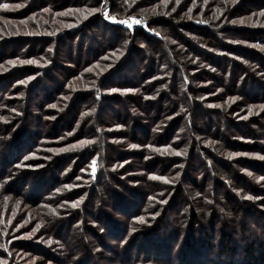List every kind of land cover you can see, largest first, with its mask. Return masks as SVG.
I'll list each match as a JSON object with an SVG mask.
<instances>
[{"label": "trees", "instance_id": "16d2710c", "mask_svg": "<svg viewBox=\"0 0 264 264\" xmlns=\"http://www.w3.org/2000/svg\"><path fill=\"white\" fill-rule=\"evenodd\" d=\"M261 13L0 0V264H264Z\"/></svg>", "mask_w": 264, "mask_h": 264}, {"label": "rangeland", "instance_id": "374dc122", "mask_svg": "<svg viewBox=\"0 0 264 264\" xmlns=\"http://www.w3.org/2000/svg\"><path fill=\"white\" fill-rule=\"evenodd\" d=\"M56 14V13H55ZM107 15H108V17H110L111 18V16H110V14L109 13H107ZM57 16V15H56ZM130 16H134L133 14H127L126 16H124L122 19L124 20V19H126V18H128V17H130ZM134 17H137V15H135ZM112 19V18H111ZM111 21H113V19L111 20ZM105 38V37H104ZM106 38H110V34H107V36H106ZM76 52H78L77 51V49L75 50V53ZM128 76V75H127ZM43 86L45 87V86H48V87H50V86H52V84L51 83H47L46 81H43ZM18 93V92H17ZM17 93H16V96H17ZM15 96V97H16ZM0 192H3V188H1V190H0ZM6 196V195H8V194H6V193H4V194H2V195H0V197L1 198H3V199H5L3 196ZM18 195H20V193H18ZM29 194H25V196H28ZM8 198L6 199V201H8L9 203H14L15 202V206H16V208L17 209H15V212H14V215L16 216V214L18 213V214H20V213H23V211H22V209H27L26 208V206H24V204H25V202H24V198L22 197V198H18L16 195H9V196H7ZM11 199H13V200H11ZM10 200H11V202H10ZM21 206V207H20ZM261 209H264L263 208V206H259ZM31 210H33V209H31ZM30 210V212H29V215L31 214V211ZM223 213H225L224 211H223ZM31 220H33V221H31V225L32 226H30L29 227V229L28 230H25V235L24 236H22V238H20V240L22 239H28V240H32V242L33 243H40V244H43L44 243V241L43 240H41L42 239V237L44 236V235H46L47 233L45 232V230L46 229H44L45 228V224H44V222H43V220H41L39 217H35V216H31ZM30 224V221H26V222H24L23 224H22V227H28V225ZM40 228H43L42 230H40Z\"/></svg>", "mask_w": 264, "mask_h": 264}, {"label": "built area", "instance_id": "2783aa9c", "mask_svg": "<svg viewBox=\"0 0 264 264\" xmlns=\"http://www.w3.org/2000/svg\"><path fill=\"white\" fill-rule=\"evenodd\" d=\"M105 18L107 20H112L110 17H108V15H106ZM124 21H126V23L131 24L133 29H139V28L143 27L144 29H146L149 32L148 27H147V22H145L142 18L130 16ZM123 24H125V23H123Z\"/></svg>", "mask_w": 264, "mask_h": 264}, {"label": "snow or ice", "instance_id": "6c2138e0", "mask_svg": "<svg viewBox=\"0 0 264 264\" xmlns=\"http://www.w3.org/2000/svg\"><path fill=\"white\" fill-rule=\"evenodd\" d=\"M3 7L4 8H8L9 7V5L8 4H4L3 5ZM261 15H264V13H261ZM243 21H241V23H242ZM121 23H126V21H121ZM233 23H236V21H233ZM129 27H130V25H129ZM9 63H15L14 61H9ZM22 63H36V61H22ZM214 70V69H213ZM21 83H23V81L21 82ZM93 111H95V109H93ZM54 118V117H53ZM0 119H2V118H0ZM82 143H84V142H82ZM133 147H135V145H133ZM186 149H185V152H184V154H186ZM178 155L180 154V153H177ZM230 157L231 156H233L234 154L233 153H229L228 154ZM262 158H264V157H262ZM95 164V161H93V165ZM93 171H95V168L93 167ZM166 179V178H165ZM248 199H252V197H248ZM76 206V204H73V207H75ZM158 214V213H157ZM140 219V221L141 222H143V217H140L139 218ZM133 231H135V229H133Z\"/></svg>", "mask_w": 264, "mask_h": 264}, {"label": "water", "instance_id": "95a60500", "mask_svg": "<svg viewBox=\"0 0 264 264\" xmlns=\"http://www.w3.org/2000/svg\"><path fill=\"white\" fill-rule=\"evenodd\" d=\"M129 25H130V27H129ZM122 27H124L127 30H132L133 29L132 25L129 24V23L122 24Z\"/></svg>", "mask_w": 264, "mask_h": 264}]
</instances>
